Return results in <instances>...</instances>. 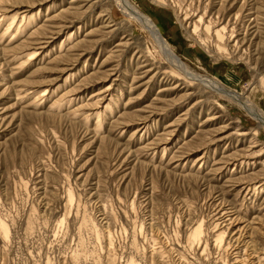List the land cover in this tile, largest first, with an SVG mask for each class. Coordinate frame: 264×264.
Returning a JSON list of instances; mask_svg holds the SVG:
<instances>
[{
    "label": "rangeland",
    "instance_id": "1",
    "mask_svg": "<svg viewBox=\"0 0 264 264\" xmlns=\"http://www.w3.org/2000/svg\"><path fill=\"white\" fill-rule=\"evenodd\" d=\"M129 1L264 112V0ZM179 73L112 0H0V264H264V127Z\"/></svg>",
    "mask_w": 264,
    "mask_h": 264
},
{
    "label": "bare ground",
    "instance_id": "2",
    "mask_svg": "<svg viewBox=\"0 0 264 264\" xmlns=\"http://www.w3.org/2000/svg\"><path fill=\"white\" fill-rule=\"evenodd\" d=\"M112 1L117 6V8L120 9V11L127 18H130L131 20H133L136 23H138L143 29H145L150 34V36L156 42V44H157L158 48L160 49V51H161L162 55L164 56V58L171 65H173L176 69H178L179 72L182 73V74L179 73V75L183 76L185 79H187V80H189L191 82H197V83H199L201 85H204L206 88L211 89L213 92H216L217 94H219L221 96H224V97L236 102L251 117H253L255 120H257L261 127H264V112L257 105L252 103L248 98H245L242 94L237 93V92H235L233 90H230V89L226 88L220 81L212 79L210 77L198 76L195 73H193L192 71H190V69H188L183 64V62L176 56V54L174 53V51L172 50V48L170 47L168 42L165 40V38L163 37L162 33L160 32V29L152 21L151 18H149L148 16L143 14L129 0H112ZM156 1L159 2L158 0H156ZM167 1L170 2V0H162L161 3H163L164 5H167ZM171 2H177V4L179 5V12L177 11V14H178V16H180V10L183 11L182 7H181L182 3L179 0H173V1L171 0ZM231 2H232V0H225L224 3L222 4V9L226 10V13H224L223 12L224 10H222V17H223L222 21H224L226 19V17H228V15L231 13L230 11H228L226 9V6L229 3H231ZM233 2L234 3L238 2V0H234ZM189 8H191V6L187 7V9H189ZM23 20H25V17H23ZM189 20H191V18H188V15L187 16L185 15V20H183V22L189 21ZM217 22H219V19H218ZM201 25H204V15L199 17V20L197 22L195 21V23H194V26H195L194 32L196 34L199 32V27ZM229 25L230 24L227 23L226 26L221 28V29H217V27L215 28V30H216L215 31V35H216L217 39L220 42H222L224 40L225 36L228 33V34H230V37H229L228 41H226V42H229V44L231 42L235 43V45H233V46H230L231 44L230 45L227 44V45H225V47H223L222 45L219 47L221 53L222 54H226V55H228V53H227L228 50L226 48L230 47L231 49H233L235 46L236 47L239 46L240 43H241L242 47L243 46L246 47L247 44H248V41L246 39H242V38L240 39L241 35L238 34L239 31L237 30V28L234 27V28L230 29ZM211 29H214L213 28V22H209L207 24V26H206V31H211ZM74 35H75V33L72 32L71 35H69L67 37V40L71 41L73 39ZM202 42H203V45L207 46L206 45V41H202ZM236 52H237V48H235L233 53H236ZM229 55H231V54H229ZM254 157L255 156L252 155V158H254ZM232 162H237V161H232ZM244 163L247 164V166H251L252 165V167H255L257 165L258 166L261 165L263 168L259 167V169H261L260 172L261 173L264 172V162L257 163L254 160L251 165H250V161H248L247 163L244 161ZM262 175L264 176V173H262ZM257 179H259V178H257ZM254 181H255L254 179H250L248 181L250 183H248V182L246 183V187H247L246 188V192H248V194H251V192H253L255 195L257 193L264 194V179H262L261 181H255V182ZM228 211H230V210L226 209L223 206H221V207H219V211H216V212H218V214L220 215V219H219L220 220V224L223 227L230 228V227L233 226V219L231 217H229V215H227ZM0 228L2 229V231H4L5 235H7L8 231L6 229V226L4 224H0ZM201 233H202L201 232V228L200 227L197 228L194 231V233H193V236H192L193 239H199ZM218 240L222 241V239H220V238ZM239 259H241V258L235 259V260H237L235 264H239V262L241 261V260L239 261ZM256 260H258L259 263H262V262H264V256L263 257H256L253 261L255 262ZM129 264H135V262L131 261Z\"/></svg>",
    "mask_w": 264,
    "mask_h": 264
}]
</instances>
